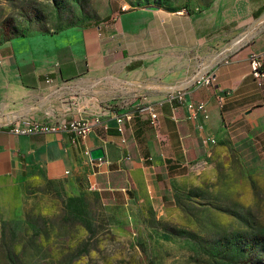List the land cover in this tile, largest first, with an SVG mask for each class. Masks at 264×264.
I'll use <instances>...</instances> for the list:
<instances>
[{"label":"crops","instance_id":"0c3cea01","mask_svg":"<svg viewBox=\"0 0 264 264\" xmlns=\"http://www.w3.org/2000/svg\"><path fill=\"white\" fill-rule=\"evenodd\" d=\"M224 27L231 28L223 33ZM240 27L249 34L254 18L243 15L238 0H225L198 15L114 9L104 22L1 45L0 212L19 219L31 188L49 183L128 196L133 190L126 182L137 186L150 169L185 176L195 142L227 139L236 122L251 123L264 112L250 60L254 54L264 59L262 43L241 50L225 45ZM206 71L228 93L223 108L217 89L191 87ZM184 88L187 103L207 105L209 120L192 121L187 105L167 102ZM148 108L157 113L155 122ZM135 111L120 133L116 117ZM94 117L100 125L84 139L64 130L35 136L9 130L21 119L66 124ZM97 149L104 159L94 161ZM115 175H123L122 185Z\"/></svg>","mask_w":264,"mask_h":264},{"label":"rangeland","instance_id":"374dc122","mask_svg":"<svg viewBox=\"0 0 264 264\" xmlns=\"http://www.w3.org/2000/svg\"><path fill=\"white\" fill-rule=\"evenodd\" d=\"M223 1L0 0V46L104 22L114 9L198 15ZM238 1L254 29L237 28L227 49L264 48V0ZM256 85L264 94V81ZM205 140L188 153L185 176L150 169L137 186L126 182L128 196L32 187L19 219L0 212V264H264V112L236 122L227 139Z\"/></svg>","mask_w":264,"mask_h":264},{"label":"built area","instance_id":"2783aa9c","mask_svg":"<svg viewBox=\"0 0 264 264\" xmlns=\"http://www.w3.org/2000/svg\"><path fill=\"white\" fill-rule=\"evenodd\" d=\"M151 11H156V9H149ZM227 52V51H226ZM225 52V53H226ZM231 52V50L229 51ZM224 54V52H223ZM251 69L252 76L256 83L261 85L264 81V59L262 55H252L251 58ZM226 64H229V59L225 60ZM192 88L195 89H217V102L220 108H223L227 102L228 93L218 87V79L215 73L212 71L200 72L192 79ZM188 89L184 88L182 90L175 91L169 94L167 102L170 104H179V105H187V109L190 113V120L197 121V119L201 116L204 120L210 119V113L208 111L207 105L205 103L194 104L187 103L186 92ZM150 112V117L152 122H155L158 118L157 113H155L151 108L147 109ZM138 114V111L127 113L123 116L116 117L117 123L119 125L120 133H124V124L127 121H133L135 116ZM101 118H80L73 120L70 123L63 124H47L40 123L37 121H29L26 119L18 120L9 126V130L12 134L16 136H35L42 134H51L56 133L61 130H64L69 133H73L76 138L84 139L89 134H91L94 129L100 125ZM216 139L207 138L204 143L208 145L209 143L215 144Z\"/></svg>","mask_w":264,"mask_h":264},{"label":"water","instance_id":"95a60500","mask_svg":"<svg viewBox=\"0 0 264 264\" xmlns=\"http://www.w3.org/2000/svg\"><path fill=\"white\" fill-rule=\"evenodd\" d=\"M92 160L97 161V160H102L104 159V153L102 149H97L91 152L90 154Z\"/></svg>","mask_w":264,"mask_h":264}]
</instances>
